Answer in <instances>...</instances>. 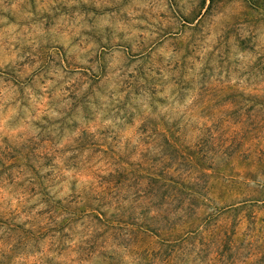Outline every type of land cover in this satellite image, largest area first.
I'll list each match as a JSON object with an SVG mask.
<instances>
[{
    "label": "clouds",
    "instance_id": "1",
    "mask_svg": "<svg viewBox=\"0 0 264 264\" xmlns=\"http://www.w3.org/2000/svg\"><path fill=\"white\" fill-rule=\"evenodd\" d=\"M0 264H264V0H0Z\"/></svg>",
    "mask_w": 264,
    "mask_h": 264
}]
</instances>
